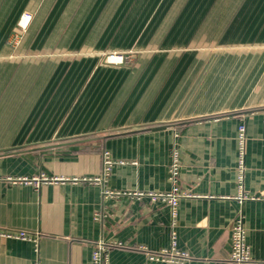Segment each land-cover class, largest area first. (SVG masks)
<instances>
[{
	"label": "crops",
	"instance_id": "obj_1",
	"mask_svg": "<svg viewBox=\"0 0 264 264\" xmlns=\"http://www.w3.org/2000/svg\"><path fill=\"white\" fill-rule=\"evenodd\" d=\"M173 150L174 214L135 194L172 190ZM104 152L103 184L22 180ZM238 216L264 264V0H0V264H92L98 240L108 264H228ZM172 236L187 259L147 258Z\"/></svg>",
	"mask_w": 264,
	"mask_h": 264
},
{
	"label": "built area",
	"instance_id": "obj_2",
	"mask_svg": "<svg viewBox=\"0 0 264 264\" xmlns=\"http://www.w3.org/2000/svg\"><path fill=\"white\" fill-rule=\"evenodd\" d=\"M29 17V16H28ZM28 21V18H27ZM116 56L118 60L116 62L121 63L123 61L122 54H115L112 53L109 57ZM108 57V58H109ZM245 142H246V131L245 125L239 124L237 127L236 132V145H237V165H236V172H237V180L239 185L243 182L244 176V169H245ZM113 161L109 158L108 152L103 153V169L102 173L99 176L95 177H62V176H48L41 173L38 177H33L31 179L22 178L25 182H32L35 186H39L40 183L46 182H71V183H78V182H86L89 184H103L105 181L109 170L110 165ZM178 158L176 152L173 150L172 152V159L168 166V180L172 184V190L169 192H135L138 196H149L152 200H156L161 198L168 202L170 205L173 214L175 213V207L179 200V198L188 196L190 194L186 192H179L178 188L176 187V178L178 175ZM14 180V179H13ZM104 195H112L117 194L116 192H112L109 190H103ZM246 198L245 195L239 197ZM17 237L21 238H30V235L26 232H17L15 234ZM113 245L121 246V242H113V243H106L103 240H98L95 242L93 251L91 254V262L92 264H108V253ZM145 254L149 260H161L170 263H179L189 257V254L181 249H178L176 246V242L174 240V236L171 238V243L168 248H164L157 253H152L145 250ZM250 261V254L249 248L246 243V231L243 224V220L241 216L236 217L233 220L231 226V234H230V243H229V252H228V264H248Z\"/></svg>",
	"mask_w": 264,
	"mask_h": 264
},
{
	"label": "bare ground",
	"instance_id": "obj_3",
	"mask_svg": "<svg viewBox=\"0 0 264 264\" xmlns=\"http://www.w3.org/2000/svg\"><path fill=\"white\" fill-rule=\"evenodd\" d=\"M109 60H111V61H117L118 60V57L112 56V57H109Z\"/></svg>",
	"mask_w": 264,
	"mask_h": 264
},
{
	"label": "rangeland",
	"instance_id": "obj_4",
	"mask_svg": "<svg viewBox=\"0 0 264 264\" xmlns=\"http://www.w3.org/2000/svg\"><path fill=\"white\" fill-rule=\"evenodd\" d=\"M115 54H117V53H115Z\"/></svg>",
	"mask_w": 264,
	"mask_h": 264
}]
</instances>
